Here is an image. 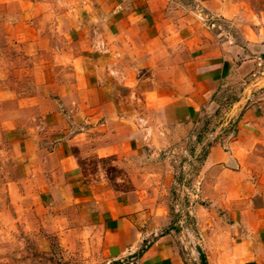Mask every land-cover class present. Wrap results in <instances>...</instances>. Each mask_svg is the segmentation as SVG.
I'll list each match as a JSON object with an SVG mask.
<instances>
[{
    "label": "crops",
    "instance_id": "obj_1",
    "mask_svg": "<svg viewBox=\"0 0 264 264\" xmlns=\"http://www.w3.org/2000/svg\"><path fill=\"white\" fill-rule=\"evenodd\" d=\"M0 135L105 264H264V0H0Z\"/></svg>",
    "mask_w": 264,
    "mask_h": 264
},
{
    "label": "rangeland",
    "instance_id": "obj_2",
    "mask_svg": "<svg viewBox=\"0 0 264 264\" xmlns=\"http://www.w3.org/2000/svg\"><path fill=\"white\" fill-rule=\"evenodd\" d=\"M10 148L0 135V264H105L102 247L88 228L78 234L68 214L63 218L56 208L37 202L32 192H24L26 181L20 178ZM179 168L187 174L183 162ZM183 180L187 186L189 179ZM11 181L21 185L17 203L11 202ZM185 199L183 195L178 207L184 206Z\"/></svg>",
    "mask_w": 264,
    "mask_h": 264
},
{
    "label": "built area",
    "instance_id": "obj_3",
    "mask_svg": "<svg viewBox=\"0 0 264 264\" xmlns=\"http://www.w3.org/2000/svg\"><path fill=\"white\" fill-rule=\"evenodd\" d=\"M210 138L213 139L214 137L212 136V133L209 134ZM185 229V228H184ZM187 230V228L185 229V231ZM194 252V251H191ZM195 253V252H194Z\"/></svg>",
    "mask_w": 264,
    "mask_h": 264
}]
</instances>
